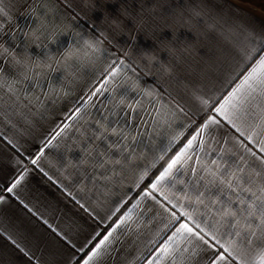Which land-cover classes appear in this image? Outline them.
<instances>
[{
    "label": "crops",
    "instance_id": "0c3cea01",
    "mask_svg": "<svg viewBox=\"0 0 264 264\" xmlns=\"http://www.w3.org/2000/svg\"><path fill=\"white\" fill-rule=\"evenodd\" d=\"M4 7L8 15L0 18V43L27 63L58 68L63 62L57 63V58L65 49H76L89 38L99 43L95 52L81 47L79 62L66 71L45 68L46 77L32 81L24 79L18 65L8 60L2 65L0 264H83L109 232L110 241L89 264H247L243 253L258 250L257 241L236 235L244 227L239 212L240 224L234 228L220 211L239 207L226 203L228 198L235 201L225 187L232 176L214 178L203 171L192 175L182 169L174 186L165 183L153 190L151 183L163 170L161 165L193 136L194 144H203L191 154L213 171V160L221 172L228 169L237 176L243 175L238 168L260 171V161L245 146L260 155L255 141L264 140V106L237 112L233 123L215 108L264 55L258 53L247 62L236 55L246 36L255 41L264 37V2L4 0ZM41 23L47 37L42 46L20 38ZM47 57H55V62ZM121 61L120 74L106 85L104 95L92 96ZM125 81L124 87L134 86L126 92L117 88ZM10 85L18 90L15 96ZM122 96L131 103L140 101L135 112L126 108L127 102L119 107L109 102ZM78 107L81 117L70 119ZM210 117L219 123L201 130ZM100 121L109 130L123 128L129 137L121 144L123 153L104 157L107 170L93 157L117 137L101 143L95 133ZM65 125L63 134L52 139ZM192 166L200 168L195 159L189 162ZM21 176L8 193L6 187ZM255 179L259 184V177ZM190 180L203 197L198 199ZM125 214L130 219L117 228ZM180 223H188L207 243L185 235L169 242ZM165 246L170 255L161 253ZM221 254L227 259L219 260Z\"/></svg>",
    "mask_w": 264,
    "mask_h": 264
},
{
    "label": "snow or ice",
    "instance_id": "6c2138e0",
    "mask_svg": "<svg viewBox=\"0 0 264 264\" xmlns=\"http://www.w3.org/2000/svg\"><path fill=\"white\" fill-rule=\"evenodd\" d=\"M7 15L8 13L4 7V0H0V18L6 17ZM43 29L44 24L41 23L36 29V33L38 34H36V37L33 38L31 41V43L37 47L42 46L43 39L47 38ZM20 38L22 40L26 39L24 33L20 34ZM98 43V39H93L92 43L88 45H85L84 43H77L76 54L72 57L69 62L59 64L58 68H53L51 63H48L47 67H37L36 62L27 63V66H25V60L23 58H18L17 56L13 57L12 55H9L10 50L6 48L7 51L0 52V86H2L3 84V75L6 72V68L2 67V65H4L5 60H8L9 62L18 65L21 69V75L24 77V79L32 81L36 80L38 77L45 78V68L52 72L57 71L59 69H63L66 71L68 68L72 67L73 65L79 62V51L81 47L90 49L95 52L98 51L96 47ZM257 44L259 46H255ZM67 49L71 50V48ZM63 52L60 53V57H62ZM258 53H264V37H261L259 41H255L254 37L250 38L246 36L245 40L243 42H240L236 49V55L238 59L243 62L252 60L254 56ZM47 60H49V57H47ZM50 61L55 62V57H51ZM123 65L124 62L121 61L120 65L113 66L107 72V79L101 84L99 88L95 90V92L92 93V96L104 95V92L107 90L106 85L114 81L118 77ZM29 72H31L32 74L30 77L27 75V73ZM17 83H19V81H17ZM124 84H127V82L125 81L122 84L117 85V88H124V91L126 92L128 88L134 87L133 85H128V87H124ZM17 91L18 90L15 89L13 86H9V92L12 93L13 96L16 95ZM92 96H89V99H91ZM121 98L124 97L122 96ZM109 102H114L113 107H119L120 105L125 104L120 103V99H116L115 97H112ZM205 103H207V101H205ZM139 106V100H136L135 103L126 104V108L131 112H135ZM253 106H264V55L259 56V59L255 61V63L247 71V74L244 75L243 80H241L240 84L237 85V87L229 93V95L224 99V102L221 103L219 107L215 108V111L218 114H221L224 119L228 120L229 123H233V115L245 109L250 112ZM81 115V108L78 107L76 108L70 119H79ZM104 120H107L106 116L104 117ZM218 123L219 121L216 120L215 117H210L209 120L201 126V130L207 128L210 124ZM67 127V125L61 127L59 131L55 133V136H53L52 139H55L56 137L62 135ZM233 127H235V124H233ZM237 130L239 131V129ZM95 133L96 137L101 141V143L106 142L109 136L117 137V140L113 143V145H111V147L106 146V151L104 153H97V156L93 157V160H96L101 167H104L107 170L109 162L108 160L104 159V157L107 156L109 153L114 156L123 153L124 148L121 147V144L124 140L129 139V137L125 136L123 128H112L111 130H109V128L105 125L104 121L97 122ZM248 139L251 141L253 138L252 136H249ZM196 140L197 137L193 136L192 139L188 140L184 147L181 148L180 151L177 152L176 155H174L169 160L166 166L161 165L163 170L159 171V174L155 176V180H153L151 183V188L153 190H156L159 186L165 183H169L174 186L177 182L176 174L180 173L182 169H188L192 175H197L198 172L203 171L214 178L218 175L223 176L225 173L232 176L231 182H228L225 187L231 190V192L235 195V201H233L231 198H228L226 200V203L229 205L236 203L239 205V207L236 211H229L223 208H221L220 211L222 212L223 217L231 218V226L234 228L239 226L240 224V221L236 219L237 212L241 214L242 219L244 221V227L237 231L236 235L242 236V238L247 240L249 243L252 242V238H255L258 244V250H246L244 251L242 258H246L247 264H264V167H262V165H264V140L255 141V143L258 145V152L260 154L259 156L257 155V152L245 146V151L248 152L254 159H258L260 161V164L256 165L257 168H260V171H256L255 169L245 171L243 168H238V171L243 173L242 176H237L235 173H229L228 169H224L223 172H221L220 165H218V162L216 160L211 161V164L213 166H216L217 168V171H213L212 168L208 167L206 164L200 161L198 156L194 158V156L191 154L194 151V148L199 147L200 144H203V140H200L199 144H194ZM50 143L51 141H49V144ZM129 157L130 154L126 155L124 158L128 159ZM194 159L195 163L200 165L199 169L194 166L189 167V162L193 161ZM241 159L243 160L244 158L241 157ZM32 163L35 164L36 161L33 160ZM115 166L116 165H113V167ZM119 166L123 167V165ZM256 177H259L260 179L259 184H257L256 182ZM22 179L23 176H21L19 180L12 184L11 187H6L5 190L8 193H12L16 186L20 183V180ZM199 179L203 180L204 178L200 177ZM188 183L192 185L193 192H195L198 199L199 197L204 196V192H200L196 188V184H194L191 180ZM210 183L215 185V180L210 181ZM224 183V180L221 179L220 184ZM244 184H250L251 187H244ZM204 187L206 190H208L207 185H204ZM217 188L218 191L223 194V189L219 186H217ZM253 188H255L256 191H253ZM180 191H184V189L181 188ZM150 195L151 192H145V196ZM3 199L4 197L0 195V200ZM220 203L223 204L225 203V201H221ZM172 215L174 218L179 219L175 216V213H173ZM129 219L130 217L125 214V217H121L116 227L119 228L120 225L127 223ZM189 219H191V217H189ZM253 225L255 226V229H253ZM178 235H185L188 238L195 237L196 239L207 243V241L204 240V236H201L200 233L190 227L188 223H180V226L176 229V232L173 234V237L169 238V242H173L174 237ZM111 236V232L105 235L103 239H101L99 243L95 245V248L92 249L91 254L88 256V258L83 260V264H89V261L91 259L100 255L101 250L104 249L105 246L108 244ZM160 251L161 253L170 255L168 246L161 248ZM226 259L227 257L224 254H221L219 256V260L221 261H224ZM149 264H152V262L149 261Z\"/></svg>",
    "mask_w": 264,
    "mask_h": 264
},
{
    "label": "clouds",
    "instance_id": "9594fccd",
    "mask_svg": "<svg viewBox=\"0 0 264 264\" xmlns=\"http://www.w3.org/2000/svg\"><path fill=\"white\" fill-rule=\"evenodd\" d=\"M25 36H26V38L32 40L33 38L36 37V30H33L31 32H26ZM83 43L85 45H88V44L92 43V40L90 38L89 39H85L83 41ZM4 51H7V49L2 43H0V52H4ZM76 51L77 50L75 48H71V50L66 49L63 52L62 57L57 58V63H60L61 61L63 63L69 62L72 59V57L76 54ZM9 55H12L13 57H15L14 51H10ZM145 58H148L147 54H145ZM50 60H51V57H49V61ZM25 66H27V62L26 61H25ZM36 66L37 67H47L48 63L41 64L39 61H37L36 62ZM126 102L129 103V104L131 103L130 101H126L124 98H120V103L123 104V103H126Z\"/></svg>",
    "mask_w": 264,
    "mask_h": 264
},
{
    "label": "rangeland",
    "instance_id": "374dc122",
    "mask_svg": "<svg viewBox=\"0 0 264 264\" xmlns=\"http://www.w3.org/2000/svg\"><path fill=\"white\" fill-rule=\"evenodd\" d=\"M261 2H264V0H261Z\"/></svg>",
    "mask_w": 264,
    "mask_h": 264
}]
</instances>
